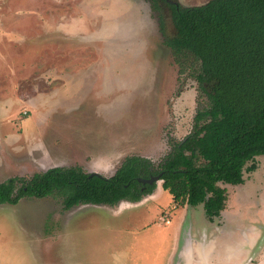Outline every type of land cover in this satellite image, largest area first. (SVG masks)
Wrapping results in <instances>:
<instances>
[{"label": "rangeland", "instance_id": "374dc122", "mask_svg": "<svg viewBox=\"0 0 264 264\" xmlns=\"http://www.w3.org/2000/svg\"><path fill=\"white\" fill-rule=\"evenodd\" d=\"M85 1L0 0V183L74 166L109 178L131 156L158 164L208 102L164 45L149 2L99 0L88 13ZM165 15L174 34L170 8ZM59 25L66 64L32 47ZM61 62L65 87L54 72ZM256 161L244 184H221L230 197L213 223L203 206H175L162 180L141 201L114 206L66 210L60 196L2 204L0 264H264V156Z\"/></svg>", "mask_w": 264, "mask_h": 264}, {"label": "trees", "instance_id": "16d2710c", "mask_svg": "<svg viewBox=\"0 0 264 264\" xmlns=\"http://www.w3.org/2000/svg\"><path fill=\"white\" fill-rule=\"evenodd\" d=\"M157 14L163 43L180 72L190 70L208 98L193 128L156 164L131 156L107 178L82 167H54L30 178L0 183V205L24 197L60 196L69 210L78 205L114 206L141 201L156 184L139 178L162 174V186L178 207L203 206L210 221L227 209L230 192L264 156V0H211L184 7L177 0H144ZM165 8L174 34H168Z\"/></svg>", "mask_w": 264, "mask_h": 264}, {"label": "crops", "instance_id": "0c3cea01", "mask_svg": "<svg viewBox=\"0 0 264 264\" xmlns=\"http://www.w3.org/2000/svg\"><path fill=\"white\" fill-rule=\"evenodd\" d=\"M139 1H141V0H139ZM98 3H99V0H96V1H92V2H90V1H85L84 2V4L85 5H87V6H90V7H93L92 9H90V8H88V13H91L93 10H94V8H96V6L98 5ZM62 21H64V20H62ZM60 22V21H59ZM45 29L47 30V29H49V27H45V28H43V30H44V34H38L37 35V37L36 38H34L33 39V42H32V47H33V49H41V48H43L44 50L45 49H48V48H51L53 51L51 52L52 54H58V55H60L58 58L59 59H61L65 64H66V60H67V58H65V57H63L62 55L63 54H65L66 52H69V53H72V51H70V46L69 45H66L65 44V37H66V35H65V31L64 30H62V29H65V28H62L60 25H59V27H58V29L57 30H55V32H50V33H45ZM42 36H44V37H42ZM103 38L104 37H107L108 36V31H105V33L104 34H102L101 35ZM46 43H48V44H50L51 43V45H48V46H50V47H47V45H45ZM42 51V52H38V50H37V52L38 53H44L45 51ZM32 52V53H34V51L35 50H31V49H28V52ZM78 51H81V49L80 50H78ZM71 56H73V55H71ZM73 58L74 59H76L74 56H73ZM50 67H52V66H50ZM67 66H62V62L60 63V65H58L57 66V68H54V72H56V74H58V76H59V78H58V81H59V85H61V86H63V87H65L64 86V84H65V82H64V80H66L65 78H64V70L63 69H65ZM52 68H49L47 71H49V72H53L52 70H51ZM72 84V83H71ZM71 84H68L69 86H71ZM67 85V86H68ZM27 105V104H26ZM27 108H29L28 107V105H27ZM14 115V114H13ZM26 115L27 116H30V113H26ZM15 116V115H14ZM2 119V118H1ZM19 121H21V119H20V117L19 118H17ZM2 124V122H1V120H0V125ZM187 208V207H186ZM189 208H193V207H189L188 206V210H189ZM226 211V210H225ZM211 223H213L212 221H210ZM206 234V233H205ZM198 236L196 235V238H190L189 239V246H188V249H187V251L185 250V254H188L189 252V250L190 249H192V248H194V246H195V243L196 242H199L200 241V239H198L197 238ZM207 237V234L205 235V238ZM184 241V240H183ZM182 241V242H183ZM203 242V241H202ZM182 244L183 243H181V247H182ZM196 245H197V243H196ZM181 247H180V250L181 251H183L182 249H181ZM185 249H186V246H185ZM183 253H184V251H183Z\"/></svg>", "mask_w": 264, "mask_h": 264}, {"label": "water", "instance_id": "95a60500", "mask_svg": "<svg viewBox=\"0 0 264 264\" xmlns=\"http://www.w3.org/2000/svg\"><path fill=\"white\" fill-rule=\"evenodd\" d=\"M162 178V174H159V175H156V176H152L151 178L149 179H142V178H139L138 181L140 183H143L144 185L148 184V185H153L154 183L160 181ZM186 234H188V231H185ZM185 239V238H184ZM183 239V240H184ZM188 238H186L185 241L189 242V239L187 240Z\"/></svg>", "mask_w": 264, "mask_h": 264}, {"label": "flooded vegetation", "instance_id": "af4514ba", "mask_svg": "<svg viewBox=\"0 0 264 264\" xmlns=\"http://www.w3.org/2000/svg\"><path fill=\"white\" fill-rule=\"evenodd\" d=\"M258 167H259V164H258ZM257 169H258V168H257ZM255 171H256V170H255ZM244 183H245V182H244ZM244 183H243V184H244ZM240 185H241V184H240ZM205 215H206V214H205ZM213 221H214V220H213ZM213 221H212V222H213ZM251 259H252V258H251ZM252 261H253V260H250V263H251Z\"/></svg>", "mask_w": 264, "mask_h": 264}, {"label": "built area", "instance_id": "2783aa9c", "mask_svg": "<svg viewBox=\"0 0 264 264\" xmlns=\"http://www.w3.org/2000/svg\"><path fill=\"white\" fill-rule=\"evenodd\" d=\"M166 222H167V223H170V220H169V219H167V220H166Z\"/></svg>", "mask_w": 264, "mask_h": 264}]
</instances>
